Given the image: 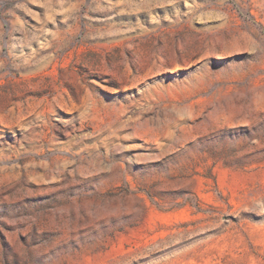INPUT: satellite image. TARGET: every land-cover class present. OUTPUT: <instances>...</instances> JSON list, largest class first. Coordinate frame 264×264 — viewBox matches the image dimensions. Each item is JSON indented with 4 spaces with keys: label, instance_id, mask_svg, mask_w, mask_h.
<instances>
[{
    "label": "rangeland",
    "instance_id": "374dc122",
    "mask_svg": "<svg viewBox=\"0 0 264 264\" xmlns=\"http://www.w3.org/2000/svg\"><path fill=\"white\" fill-rule=\"evenodd\" d=\"M0 264H264V0H0Z\"/></svg>",
    "mask_w": 264,
    "mask_h": 264
}]
</instances>
